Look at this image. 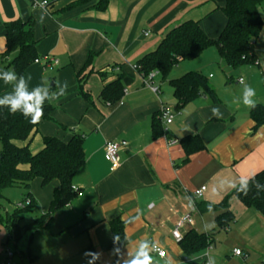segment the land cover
Returning a JSON list of instances; mask_svg holds the SVG:
<instances>
[{
  "label": "crops",
  "instance_id": "obj_1",
  "mask_svg": "<svg viewBox=\"0 0 264 264\" xmlns=\"http://www.w3.org/2000/svg\"><path fill=\"white\" fill-rule=\"evenodd\" d=\"M37 1L0 0V55L6 50V23L32 21L41 62H34L23 78L27 91L39 87L47 92L42 106L54 107V121L41 122L30 140V149L36 154L44 148L45 137L68 140L72 133H78L84 138L86 158L73 182L81 195L52 215V227L58 226L59 232L45 236V241L50 242L47 238L54 236L67 252L84 256L87 264L90 258L84 253L92 248L100 264H113L117 255L110 222L120 217L128 240L120 263L130 259L144 240L150 249L155 245L166 252L160 258L151 250L153 264H262L264 216L233 196L229 205L236 220L221 230L216 218L223 210L201 213L197 208L204 202L221 203L242 178L248 181L264 171V126L255 129L250 118L252 108L243 104L245 85L254 87L244 77H234L244 67L227 69L225 83L210 74L215 84H209L217 102L201 94L181 110L176 109L169 81L199 70L180 74L174 68L168 79L159 74L152 81L159 89L155 92L136 69L145 54L154 51L170 30L187 20L200 22L208 37L218 38L227 22L222 10L226 0H110L105 11L93 8L99 0L81 6H73L79 0H47L46 9L37 6ZM219 10V15H214ZM259 11L264 21V3ZM255 53L257 63L250 67L256 69V77H252L260 88H254V99L264 106V22ZM91 54V64L81 76L85 77L83 91L90 102L81 95L77 76ZM5 71L14 70L0 63V73ZM120 74L122 98L115 104H103L99 99L103 88ZM19 79L10 84L0 79V99L14 93ZM164 109L172 113L173 120L167 125L161 119L165 134L155 136L153 120L160 119ZM213 109H218V114ZM190 135H198L205 149L184 162L181 141ZM108 142L121 146L116 169L105 158ZM59 187L58 181L43 188L35 180L31 186L35 199L32 210L41 206L40 216L46 215ZM202 187L206 191L197 199L195 193ZM186 215H190L192 224L184 225L182 236L195 230L211 234L213 242L190 256L172 234ZM36 235L29 248L32 264L41 262L40 256L34 255ZM236 250L243 255L236 256Z\"/></svg>",
  "mask_w": 264,
  "mask_h": 264
},
{
  "label": "trees",
  "instance_id": "obj_2",
  "mask_svg": "<svg viewBox=\"0 0 264 264\" xmlns=\"http://www.w3.org/2000/svg\"><path fill=\"white\" fill-rule=\"evenodd\" d=\"M94 0H79L74 5H86ZM110 0H99L95 8L105 11ZM264 0H226L222 8L227 22L216 39L207 36L200 22L187 20L169 31L162 39L158 47L145 54L136 64L140 75L147 77L151 72H158L163 79H168L171 71L185 61H193L201 57L208 49L217 48L221 58V65L225 69L239 70L243 67L257 63L255 44L263 29V17L259 11ZM6 50L0 55V63L13 68L16 76L21 78L27 69L39 59L37 54V42L33 36L32 21H12L5 25ZM11 58V59H10ZM93 54L78 73L81 95L87 101L90 96L83 91L85 77H81L90 66ZM10 59V60H9ZM123 75L106 85L100 101L103 104H115L123 95ZM174 90L176 109L181 110L190 102L196 100L201 94H206L217 102L215 91L209 84V79L200 72H188L179 78L169 81ZM54 107L50 104L42 106V118L37 123L31 122V117H24L21 113H10L7 106H0V199L3 191L14 186H22L26 190L25 202L30 204L24 208H16L13 215H7L4 226L10 236H14L18 242L29 232L47 229L53 223L52 215L71 203L77 193L73 191V182L80 170L85 166L86 158L83 148L84 138L82 135L72 133L68 140L59 137H45L44 148L34 154L30 149V140L38 132L39 125L43 121H54ZM160 119L154 118L152 129L155 136L165 134ZM250 118L255 123V129L264 126V106L257 103L250 111ZM24 142L20 146L18 143ZM185 151L184 162L191 155L204 150L205 145L198 135H190L182 139ZM35 180L41 182L43 188L52 182L58 181L60 187L54 192L49 212L42 215L34 222L23 225V213L32 211L35 199L31 192L32 183ZM236 196L241 204L264 216V171L255 174L247 181V190L242 188L241 183L234 191L227 195L219 204L200 203L197 208L199 212L222 211L216 218L218 228L223 230L235 222V215L230 210L229 201ZM2 206L0 205V222ZM113 237V249L116 251L117 259L113 264L120 263V257L128 244L125 234L124 221L119 217L110 222ZM211 234L198 233L191 230L185 234L180 245L187 256L193 255L210 246ZM115 241V242H114ZM90 264H100L91 248L89 251ZM264 264V263H262Z\"/></svg>",
  "mask_w": 264,
  "mask_h": 264
},
{
  "label": "rangeland",
  "instance_id": "obj_3",
  "mask_svg": "<svg viewBox=\"0 0 264 264\" xmlns=\"http://www.w3.org/2000/svg\"><path fill=\"white\" fill-rule=\"evenodd\" d=\"M220 11L222 10L217 11L218 14L215 13L214 15H219ZM218 61L220 62L218 50L217 48L213 47L208 49L204 55L196 60L180 63L179 66L175 68V71L176 73L178 72L182 74V72L185 73L190 70H199L205 77L209 79L211 84H215V81L209 78L210 74L216 78V81H224L225 83L227 81V77H229V73L227 69L218 64ZM254 74H256V69L246 66L243 68V72L238 73L237 71L234 74V77L242 76L247 80L248 83L253 84L252 86L254 88L259 89V82L257 80H253V77H256ZM1 149L2 145L0 144V150ZM25 195L26 190L22 186H14L5 189L3 191V198L0 199V205L2 206L1 216L3 218V220L0 222V240L1 236L5 237L0 241V264H8L9 253L14 254V257L10 259L11 264H32V261L29 257V248L30 246H33L31 239L36 234L37 243L36 246L34 245V247H36L34 249V255L37 254L40 256L41 262L39 264H87L88 262L85 261L84 256H73L67 252L66 249H63L61 243L53 239L54 236L51 235L53 237L50 238L51 240L47 238L50 242L45 241V236L47 237V235H50V233L57 234L59 232L58 226L52 227V225H50L47 229H45V231L40 230L35 234H33V232H29L18 242L15 240L14 236H10V234L7 235V230L4 226L6 216L13 215L17 206L21 203H25ZM65 213L68 214V212ZM21 215L23 218V225L30 224L41 215V206L33 209L32 212H26ZM53 219L55 220V217Z\"/></svg>",
  "mask_w": 264,
  "mask_h": 264
},
{
  "label": "clouds",
  "instance_id": "obj_4",
  "mask_svg": "<svg viewBox=\"0 0 264 264\" xmlns=\"http://www.w3.org/2000/svg\"><path fill=\"white\" fill-rule=\"evenodd\" d=\"M0 79H3L5 84H10L17 80V76L14 71H5L0 73ZM255 95V89L245 85L243 104L248 108H254L256 105ZM46 97L47 92L42 91L39 87L32 92L27 91L25 80L21 77L16 83L14 93L0 99V106H7L12 114L19 112L26 118L30 116L31 122L37 123L42 118V104ZM213 113L218 114V109H213ZM241 186L246 194L247 181L243 178L241 179ZM154 248L155 245L150 249L149 243L142 240L137 250L130 254L131 258L125 261V264H153V257L150 255V251L154 250ZM84 255L88 256L89 253L85 252Z\"/></svg>",
  "mask_w": 264,
  "mask_h": 264
},
{
  "label": "built area",
  "instance_id": "obj_5",
  "mask_svg": "<svg viewBox=\"0 0 264 264\" xmlns=\"http://www.w3.org/2000/svg\"><path fill=\"white\" fill-rule=\"evenodd\" d=\"M36 5L37 6H40L42 8H47L49 6V3L47 0H39L36 2ZM148 34H146L147 36ZM41 60L40 59H37L35 60V63H40ZM54 64H57V61L54 62ZM159 75L158 72L156 71H153L151 72L147 77H144L145 80H146V83L147 85H149L153 91L155 92H158V87H155L152 85V81L154 80V78ZM239 83H243V79H240ZM161 115H162V119L165 121V123L167 125L171 124L172 123V120H173V116H172V113L168 110V109H164L162 112H161ZM120 150H121V146L117 143H113V142H108L106 145H105V158L106 160L112 165V169H116L117 167H119V164H120V156H119V153H120ZM74 192H76L78 195H81V192L73 187L72 188ZM206 191V187H202L201 189H199L196 193H195V197L197 199H201L204 195V192ZM30 204V201L27 200L25 203H21L17 206V208H24L25 206L29 205ZM185 224H192V219L190 217V215H186L184 216L177 224H176V227L175 229L173 230V237L175 238L176 241L180 242L183 238L182 234H181V229L184 227ZM153 253L157 254L160 258H163L165 257L166 255V252L162 249H160L158 246H155L154 250H152ZM235 255L236 256H242V252L240 250H236L235 251ZM13 257V254L12 253H9L8 255V264H11L10 263V259Z\"/></svg>",
  "mask_w": 264,
  "mask_h": 264
},
{
  "label": "water",
  "instance_id": "obj_6",
  "mask_svg": "<svg viewBox=\"0 0 264 264\" xmlns=\"http://www.w3.org/2000/svg\"><path fill=\"white\" fill-rule=\"evenodd\" d=\"M263 263H264V261H263Z\"/></svg>",
  "mask_w": 264,
  "mask_h": 264
}]
</instances>
